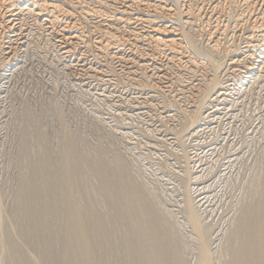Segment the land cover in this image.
I'll return each instance as SVG.
<instances>
[{
  "label": "bare ground",
  "instance_id": "bare-ground-1",
  "mask_svg": "<svg viewBox=\"0 0 264 264\" xmlns=\"http://www.w3.org/2000/svg\"><path fill=\"white\" fill-rule=\"evenodd\" d=\"M200 1L0 0V58L2 54L15 58L18 51L14 44L24 45L28 40L30 45L45 43L79 75L75 80L82 88L89 85L88 79L103 76L101 64L110 72L118 65L130 76L127 78L135 80L138 93L147 89L165 95L177 93L190 104L188 112L184 108L178 112V128L173 135L180 142L206 118V107L222 103L230 93L238 94L245 85L264 79V0ZM240 31L244 35H238ZM223 74L228 79L222 80ZM254 87L249 85L253 91ZM32 113L27 111L26 122L20 126L14 223L5 214L0 191V264H264V171L252 178V187L248 184L234 224L219 244L226 255L221 254L225 257L218 262L211 249L212 227L203 222L192 202L194 198L188 193L191 176L184 175L183 181L189 183H184V188L189 185V191L183 188V225L195 240L197 254L192 263L189 250L186 252L190 239L181 232L185 229H180L175 216L160 206L162 200L151 195L121 154L106 153L103 144L91 150L68 127L59 139V150L58 146L55 150L43 122ZM62 116V112L58 114V118ZM115 117L117 126L124 125L121 117Z\"/></svg>",
  "mask_w": 264,
  "mask_h": 264
},
{
  "label": "rangeland",
  "instance_id": "rangeland-1",
  "mask_svg": "<svg viewBox=\"0 0 264 264\" xmlns=\"http://www.w3.org/2000/svg\"><path fill=\"white\" fill-rule=\"evenodd\" d=\"M241 34L244 35V32L242 33V31H240L238 33V35ZM240 39L239 42L241 43L242 38ZM6 40L7 39H5L4 42L7 44L6 46H9L10 44L8 43V40ZM29 42H31V40H28L24 45L14 44V46H16L15 50L19 53L16 52L17 55L15 54V58L12 60L3 54L0 58V191L2 192L4 199L3 208L9 221L14 223V218H11L13 217L12 210L15 203V199H13V190L18 183V178L16 177L18 176L19 164L16 166L18 163L16 159L19 158L18 151H20L19 145L21 142V134L19 133H21L22 127L24 126L22 124H25L26 122L25 115L27 114V111H29L31 113L33 112L32 114L36 115L43 122L48 135H50L48 136V140H51L49 143L52 144L51 147H54L53 149L58 146L59 150V142L61 141L64 130L68 127L67 129L73 133L72 135L83 138L87 145H90L88 147H92L91 150H93L98 144H103L102 146H104V148L102 149H105L104 151L107 150L108 152L106 151V153L111 154L112 152V155H118V153L121 154L122 158L124 157V159H126L124 161L129 164L127 166L132 168H130L132 173L133 171L135 172L134 175L137 173L139 175H136L137 178L142 180L149 190H151V195L153 196L154 194V197L157 198L158 201L162 200L159 202L162 204L160 206L165 208L168 213L171 212V216H175L174 219L178 226L180 225V229H185L181 231L183 235L185 234L184 237L187 235L190 237H185L187 240L190 239L188 241L189 245L187 244L188 246H186L188 247V249L186 248V252L189 250L187 256L189 254V261L191 260V262L194 263L197 255L196 244L193 243L195 240L194 238H191L193 236H191L192 234L189 232V229H187V225V228L183 225L186 224L184 193L188 190L190 185V192H188L189 190L187 192L189 195L191 194L192 199L194 198L192 202L195 204L196 209H198L197 211L201 215L203 222L212 227H210L212 231V247H210L213 249V258L216 259L218 257L217 260H215L217 262L221 258L223 259L225 256L223 257L222 255H226V252L219 244H221V240L223 237L225 238V235L229 232V229H231V225L233 226V218H235L236 210H238L242 200H244L243 198H245L244 196L247 190L250 186H253V179L255 180L260 175L259 172L264 171V79L258 80V83L261 82L260 84L256 81L257 85H255L256 83L254 84L255 81L249 83L251 88L255 86L254 89L256 91L249 88V85L247 84L244 86L246 89L243 88V91L239 92L243 97H241L239 93H235L234 95L230 93V97L227 96L230 99L227 98L225 100L226 102L214 103L211 107H206V118L198 124L195 130L187 131L183 135L182 140L177 142V140L174 139L176 137L175 134L173 135V132L175 130L177 131L178 128V112L183 108L186 112L190 110V108H188L190 107V104L184 101L182 97L180 98V96L176 95L177 93H170V96V94L165 95L161 91V93H159V90L158 93H153V91L147 89V93L144 92L145 90H139V94L137 91V87L139 86L136 82L134 83L135 80L127 78L130 76L126 72H123V69H121L120 66L117 65L118 69L115 66L116 72H110V70L106 71L105 68L102 67V64L101 69L103 68V76L101 75L97 79L94 77L95 80L93 77L90 78L93 80L88 79L87 84L89 85L86 86L87 88H82L80 85L81 83L79 81L76 82L75 80L79 75L75 74L76 72H73V70L70 69L71 67L67 66L69 64L57 56L55 51H52L49 46H45V43L40 44V47L35 43V45H30ZM47 48H49V52L47 51ZM5 59H9L10 62H6L7 60ZM13 60L14 62H11ZM105 72H107V74ZM110 74H113L114 76H111ZM116 76L118 78L121 77L118 79ZM115 77L118 80L123 79L119 82L118 80L116 81ZM223 78L222 80H226L228 79V76L223 74ZM106 79H108V81ZM113 81L119 86L117 85V87ZM126 81L129 82L126 84L127 86L125 85V83H127ZM121 82L124 85H122ZM120 86L121 88H119ZM244 89L246 91H244ZM129 90L134 91L130 92ZM99 91L101 92V95L99 94ZM86 92L88 93L87 95H85ZM123 93L124 96H122ZM132 94H134V96ZM152 94L153 96L151 97ZM158 94H160V96H158ZM108 95L110 100L108 99ZM112 95H114V97ZM116 95L119 97L117 98ZM235 95L236 97H234ZM137 96L140 100H137ZM166 96L168 97L165 99ZM173 96L176 97L174 98ZM149 97L150 99H148ZM169 97L172 98L169 99ZM104 99L106 101H104ZM121 99L122 101H120ZM158 99H161L162 101ZM234 99L237 101H234ZM118 101L120 103H118ZM159 101L161 103H159ZM154 102L156 104H154ZM174 102L177 103L173 105ZM122 103L124 105H122ZM126 105L129 106L127 107ZM163 105H166L167 109L166 107H163ZM175 105L177 107H174ZM180 105L181 107L184 106L178 110ZM156 106L158 107L156 108ZM147 108L149 110H147ZM157 109L158 111H155ZM23 112H25V114ZM61 112L63 119L58 118V114ZM112 112L114 115H112ZM172 114L173 116H171ZM206 114L208 116H206ZM115 115L119 118L121 117V122L124 123V125L121 124L117 126V122L114 121V119H116ZM169 116H171V119ZM21 118H24V121ZM175 121H177V125L174 124ZM20 126L22 127L20 128ZM141 131L143 133H141ZM126 134L127 136H125ZM183 139L186 140L184 141ZM182 141L184 144H182ZM183 146L185 148H183ZM166 147L169 148L166 149ZM183 149H186V151L183 152ZM184 156H187L186 159ZM256 173L258 176H256ZM185 174H187L188 177L191 176L189 178L187 177L188 182L191 181V184L186 183V180V182L183 181L187 176H184ZM184 183L189 184L186 189L184 188L186 187V184ZM249 183L250 186L248 185ZM4 193H6V195H4ZM221 247L223 248V251L221 250Z\"/></svg>",
  "mask_w": 264,
  "mask_h": 264
}]
</instances>
